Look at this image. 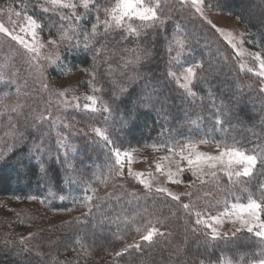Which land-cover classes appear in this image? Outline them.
<instances>
[{"label": "trees", "instance_id": "trees-1", "mask_svg": "<svg viewBox=\"0 0 264 264\" xmlns=\"http://www.w3.org/2000/svg\"><path fill=\"white\" fill-rule=\"evenodd\" d=\"M3 1L20 2L53 34L69 28V21L43 12L33 0ZM114 2L96 0L101 9ZM205 2L235 17L264 60V0ZM94 14L93 9L79 27L91 25ZM183 15L177 13L163 24L142 30L139 38L125 40L122 30H114L87 49L80 28L79 35L68 31L72 39L65 41L67 64L89 74L92 86L101 89L96 95L111 109L107 113L75 110L80 124L58 119L46 70L0 37V109L8 106L0 115V199L14 201L11 212H0V264H221L228 260L247 264L259 258L264 248L260 238L245 230L213 240L203 225L195 224V212L221 211L223 202L230 206L237 196L246 202L248 191L260 195L264 184L261 80L238 67L229 48L206 23L193 13ZM100 18H105L102 12ZM178 30L186 41L184 62L203 64L193 83L195 96L168 75L172 69L169 46ZM98 48L107 50V59L104 54L94 59ZM125 49H138L141 62L125 67L124 61L137 55ZM95 127L107 128L113 143L106 144L89 131ZM225 136L229 143L234 138L249 154L257 155L253 175L229 178L216 172L215 178L210 175L203 182H192L179 201L146 190L127 176L118 178L119 166L108 171L115 160L113 148L169 150L177 143L183 146L205 139L217 145ZM85 194L93 197L87 206ZM183 204L190 208L185 210ZM47 211L60 216L48 222ZM153 227L159 231L151 244L115 255L126 245L140 242L141 235Z\"/></svg>", "mask_w": 264, "mask_h": 264}, {"label": "rangeland", "instance_id": "rangeland-1", "mask_svg": "<svg viewBox=\"0 0 264 264\" xmlns=\"http://www.w3.org/2000/svg\"><path fill=\"white\" fill-rule=\"evenodd\" d=\"M73 2L77 4V7L74 10L68 8H56L52 12H54L60 19L61 16H71L73 11H75V14L78 16L85 14V9L80 6L79 0H73ZM153 2H155V0H153ZM33 3H35L40 8V10H42V8L51 7V5L48 3V0H33ZM160 4L161 8L159 10V14L161 20L166 21L177 13H179L181 17H184L183 14L193 13L195 17H198V19L206 23L212 29L213 34L229 48L236 64L241 70L257 75L256 73L259 71V63L261 60H263L260 53V48L254 45L247 38L245 28L235 17H231L230 15L219 12L210 4L206 3L205 0H202L200 4V8L203 13L202 15L200 12L196 11V7L191 4V0H160ZM28 16L31 15L27 13L26 9L20 2H0V24H2L4 28L8 29V31L13 36L21 37L25 43H32V36L30 30L28 29L26 20V17ZM83 18H87V14L83 15ZM72 21L75 20L73 19ZM208 21H211V24H209ZM37 22L41 23L38 20ZM157 24L161 23L157 22ZM213 25H215V27H213ZM79 28L80 33H83L85 29H90V25L88 23H84L80 25ZM217 29H219V31ZM37 32L38 36L36 39L40 44H43V47H40L36 52H30L29 50L25 49L23 45L19 43V41L13 40L4 32H0V37L7 41L6 44L8 46L20 48L25 51L27 55L34 61L35 66L46 70V84L48 85L53 96L58 119L69 124H80V121L75 118V110L92 112L86 111L82 107V105L86 102L84 97L86 95L93 94V86L90 82L89 74L85 71L71 68L67 64L64 56L66 53L65 41H67V39H61L64 34L62 31L57 34H53L50 32L49 27L43 24V30L41 31L40 29H37ZM229 33L231 36H229ZM176 37L183 38L180 30L177 32L174 31L169 46L172 49L171 71L176 72L177 75H180L184 68L189 65H187L183 59L185 54L184 49L181 51L179 60L176 59L178 49L173 45V40ZM228 39L231 40V44L228 42ZM50 40H55L56 44L53 45L49 43ZM232 45H235V47ZM257 54L259 55L257 56ZM57 57L59 58L57 59ZM259 79L261 80V86L264 90V77L259 76ZM73 97H79V104L81 105L80 108L70 107L65 104V101L75 104L76 101L73 100ZM89 131L94 133L93 128L89 129ZM194 143L196 144L197 151L210 153L213 155L218 154V147L216 144L210 142L200 143L199 141ZM125 152L130 154L131 162H128V158L123 159L124 167L122 170L119 167L117 172L118 178H124L127 176L146 190L167 188L174 195L180 196L187 191V187L192 184V182L197 180L202 181L206 177L210 176L211 172L220 171L219 167L216 169H210L207 166H204L202 178L197 179L196 177H193L191 171L187 170V161L181 158L180 149L170 152L169 150H161L156 148H135L121 151L122 157ZM190 152V148L183 149L184 156L189 155ZM157 165L160 166L159 170L157 169ZM180 169L184 170L181 171ZM121 171L123 172V175H120ZM138 173H142L143 175L137 176ZM170 173L172 174L171 180L169 179ZM140 179L146 181L149 187L145 188V186L139 182ZM10 202L11 201L9 200L0 199V207H3L0 208V212L3 211V214L8 211L11 212V206L14 205L12 202L14 201L11 203ZM223 211L224 209L218 212L204 214L202 216L204 218H208L209 216H215L219 213H222ZM11 214L7 216H11ZM45 214V218L48 220V222H52L58 219L60 216L57 213L51 211H47ZM234 219V217L223 216V223L214 224V226L218 228L221 235H223V233H228V235H231L238 227H240L238 222H233ZM9 226L10 228H13L15 225L11 223Z\"/></svg>", "mask_w": 264, "mask_h": 264}, {"label": "snow or ice", "instance_id": "snow-or-ice-1", "mask_svg": "<svg viewBox=\"0 0 264 264\" xmlns=\"http://www.w3.org/2000/svg\"><path fill=\"white\" fill-rule=\"evenodd\" d=\"M80 6L85 9V14L76 15L75 11L72 12L71 16H61L62 20L69 21V28L64 31L61 39H67L71 41V37L68 36V31L76 32L78 35L80 34L79 29V21L83 19V15L89 14L92 10H95V14L93 16L94 22L90 25V30L85 29L82 33L83 35V46L85 49L92 46V44L97 40L101 35H106L114 30H122L125 33L123 39H128L129 37L139 38L141 36V32L144 29L154 27L157 22L163 24L165 21L161 20L159 10L161 8L160 0H115V3L111 7L103 8L96 3V0H79ZM202 0H191V4L196 7V11L203 14L200 8ZM48 3L51 5L50 8H42L43 12H52L56 8H68L75 9L77 4L73 2V0H48ZM101 12L104 15V19L100 18ZM19 15V14H17ZM77 21V24L74 26L72 24V20ZM28 29L30 30L32 36V43H25V41L19 36H13L8 29L4 28L2 24H0V32H4L9 35L13 40L19 41L23 47L30 52H36L40 47H43V44H40L37 41L38 32L37 29L43 30V24L37 22L35 18L32 16L26 17ZM135 21H139L138 24L134 23ZM211 24V21H208ZM215 27V25H213ZM219 31V29H217ZM229 36L231 34L229 33ZM227 39V37H226ZM228 42L231 44V40L228 39ZM49 43L55 45V40H50ZM81 41L79 39L76 40V45L79 46ZM173 45L178 49L176 54V59L179 60L181 51L186 47V41L183 38L176 37L173 40ZM235 47V45H232ZM124 51H133L136 52L137 55L135 59H126L124 61L125 67L130 64H139L143 59L142 56L139 55L138 49H125ZM171 51V47L169 48ZM101 54L105 55V59H107V50L103 48L95 49L94 59L95 57H99ZM259 54H257L258 56ZM59 57H57L58 59ZM203 67L202 63H197L193 65L186 66L183 72L180 75H177L176 72L170 71L168 75L172 78V80L178 85V87L182 88L188 95L195 96L196 93L193 91V83L197 78V69ZM250 70V69H249ZM260 77H264V60H261L259 63V71L256 73ZM93 79H95V73H93ZM101 91L100 88L95 86L92 87L91 95H86L84 100L86 101L82 107L86 111L92 112H101L107 113L110 112V106L103 101V99L97 95L96 92ZM126 91V89L121 90ZM63 95V93H62ZM73 100L76 101L75 104L70 103L69 101H65V104L70 107L80 108L79 97H73ZM7 105L4 106L3 109H0V115L3 114L4 109H7ZM15 111V109H12ZM41 119H49L48 117H41ZM222 123V122H220ZM193 126L197 128V131H201L198 125L195 122H192ZM93 132L97 137L102 139L106 144H112L113 142L109 139V134L107 128L95 127L93 128ZM208 133H205V136H208ZM200 143H206L207 140H201ZM58 145L63 146V141H57ZM218 147V154H210L196 150V144L189 143L180 146L178 143L174 145L172 148H169V151H173L175 147L180 148L181 158L187 161L188 169L191 171L193 177L197 179H201L203 175L204 166H207L210 169H216L219 167V170L223 173H226L229 178L235 177H251L254 173V168L258 163V157L256 154H249L244 148L238 145V142L235 139H232V142L229 143L228 138L225 136L221 140L216 141ZM190 148L191 152L189 155H183V149ZM112 154L115 157L114 163L109 167V172H114L116 170V166H119L122 170L124 167L123 159L128 158V162L130 163V154L124 153L123 157L121 155V150L119 148L111 149ZM159 165H157V169L159 170ZM183 171L184 169H180ZM120 175H123V172H120ZM142 173H138L137 176H142ZM212 178H215L217 173L215 171L210 173ZM172 174H169V179L171 180ZM139 182L148 188L149 185L143 179H140ZM179 182V181H176ZM203 182V181H202ZM94 191V189H93ZM157 192L165 193L167 196L171 197L173 200L179 201L181 197L179 195H174L167 188H159ZM187 195V194H186ZM64 199V197H60ZM30 199H35V197H30ZM93 197L91 195L85 194L83 198V203L87 206L91 203ZM242 197L237 196L235 202L230 204V209L228 202L224 203V211L215 216H209L208 218H204L201 212L196 211L195 216L197 219L195 220L196 225H203L205 228L209 230L210 238L213 240L221 238V233L214 224L223 223L222 217H234L233 222H238L240 227L236 229L231 235L232 237L236 236V233L241 231H247L248 233L254 234L255 237L260 238L262 242H264V184L260 185V195L257 197L254 193L248 191L246 195V202H241ZM182 207L185 210L190 208L189 204H183ZM147 212V209H144ZM89 213H91V208H89ZM119 220V217H117ZM137 231H140L137 229ZM158 229L153 227L149 229L146 234L141 235L140 242L134 244H128L124 247L122 251H118L115 253L117 257H121L124 253L128 252L129 249L142 250L143 243L151 244L153 242L154 235L158 233ZM209 233H205V235H209ZM162 234V233H161ZM223 237L225 239L228 238V233H223ZM23 238H21V243H23ZM259 258H252L247 261V264H264V248L260 249L258 252ZM241 261L244 260V257L240 258ZM203 264V261L200 262ZM221 264H232L231 260L226 262L222 261Z\"/></svg>", "mask_w": 264, "mask_h": 264}]
</instances>
